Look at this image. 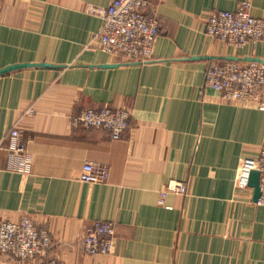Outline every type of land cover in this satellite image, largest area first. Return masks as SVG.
<instances>
[{"label":"crops","instance_id":"crops-1","mask_svg":"<svg viewBox=\"0 0 264 264\" xmlns=\"http://www.w3.org/2000/svg\"><path fill=\"white\" fill-rule=\"evenodd\" d=\"M111 0H0V219L30 216L49 230L51 255L67 264H264V205L239 187L246 158L264 149V110L228 101L205 84L216 59L264 63V40L233 47L206 32V17L244 0H149L159 34L153 58L120 62L88 48ZM250 2L264 18V0ZM104 104L130 111L123 136L73 126ZM17 127L26 145L9 149ZM87 161L104 183L79 180ZM170 180L185 195L158 202ZM115 225L110 254H86L85 228ZM0 264H27L0 253Z\"/></svg>","mask_w":264,"mask_h":264},{"label":"built area","instance_id":"built-area-1","mask_svg":"<svg viewBox=\"0 0 264 264\" xmlns=\"http://www.w3.org/2000/svg\"><path fill=\"white\" fill-rule=\"evenodd\" d=\"M149 0H111L106 7H90L102 19L88 48H98L115 56L120 62H147L159 34L156 16L147 13ZM209 36L233 47L249 41L264 40V18L255 16L248 1H241L234 10L211 12L205 20ZM205 84L221 93V98L264 110V63L256 60L216 59L205 70ZM130 111L126 107L104 104L99 108H83L71 116L73 126L106 128L113 139L123 136L128 127ZM9 149L19 155L26 145L17 127L10 130ZM252 170L259 172L260 195L255 201L264 205V149L257 158H246L239 167L237 185L250 187ZM79 180L104 183L109 178L106 164L87 161ZM184 180H170L160 190L158 202L165 205L169 194H187ZM86 254H110L115 246V225L111 221L94 220L82 235ZM53 242L48 229L39 227L28 215L17 220L0 219V253L27 264H67L51 255Z\"/></svg>","mask_w":264,"mask_h":264},{"label":"water","instance_id":"water-1","mask_svg":"<svg viewBox=\"0 0 264 264\" xmlns=\"http://www.w3.org/2000/svg\"><path fill=\"white\" fill-rule=\"evenodd\" d=\"M227 58H229V59H238V58L233 57V56H230V57H227ZM32 65H44L45 66V65H48V64L47 63H41V64L17 63V64H12V65L6 66L4 68H1L0 69V74H4V73L9 72V71L14 70V69L23 68V67L32 66ZM249 185H250V187L253 188V198L256 201L257 198L260 195L259 172L257 170H252L251 171Z\"/></svg>","mask_w":264,"mask_h":264}]
</instances>
